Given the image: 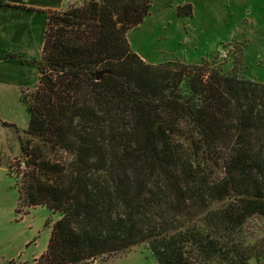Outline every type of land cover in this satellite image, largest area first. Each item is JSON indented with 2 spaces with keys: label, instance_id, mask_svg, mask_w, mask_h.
Segmentation results:
<instances>
[{
  "label": "trees",
  "instance_id": "1",
  "mask_svg": "<svg viewBox=\"0 0 264 264\" xmlns=\"http://www.w3.org/2000/svg\"><path fill=\"white\" fill-rule=\"evenodd\" d=\"M151 1L45 12L21 159L7 165L18 202L57 216L35 264L138 245L156 264H264V235L242 236L264 216V83L205 61L144 64L125 34Z\"/></svg>",
  "mask_w": 264,
  "mask_h": 264
},
{
  "label": "rangeland",
  "instance_id": "2",
  "mask_svg": "<svg viewBox=\"0 0 264 264\" xmlns=\"http://www.w3.org/2000/svg\"><path fill=\"white\" fill-rule=\"evenodd\" d=\"M80 1L67 0L65 6ZM185 4L191 7V16L177 17L175 8ZM125 38L130 51L146 65L205 61L223 75L264 83V0H152L148 14ZM30 62L23 64L33 66ZM34 74L23 68L8 79L0 72V264H35L57 219L43 207L18 202L15 179L7 173V165L21 159L18 145L27 125L21 96L32 90ZM262 235L264 216L253 217L242 227L248 244ZM81 264L156 263L147 246L138 245Z\"/></svg>",
  "mask_w": 264,
  "mask_h": 264
},
{
  "label": "crops",
  "instance_id": "3",
  "mask_svg": "<svg viewBox=\"0 0 264 264\" xmlns=\"http://www.w3.org/2000/svg\"><path fill=\"white\" fill-rule=\"evenodd\" d=\"M67 0H0V70L8 79L23 68L21 61L38 60L43 42L46 11H61ZM3 72V73H2Z\"/></svg>",
  "mask_w": 264,
  "mask_h": 264
},
{
  "label": "water",
  "instance_id": "4",
  "mask_svg": "<svg viewBox=\"0 0 264 264\" xmlns=\"http://www.w3.org/2000/svg\"><path fill=\"white\" fill-rule=\"evenodd\" d=\"M100 76H101V73L95 74V79L98 80L100 78Z\"/></svg>",
  "mask_w": 264,
  "mask_h": 264
}]
</instances>
